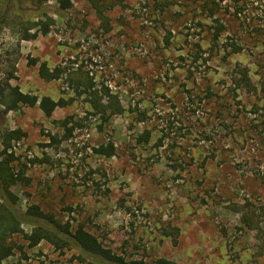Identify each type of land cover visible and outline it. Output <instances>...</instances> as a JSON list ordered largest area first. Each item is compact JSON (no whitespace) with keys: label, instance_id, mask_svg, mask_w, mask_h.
Instances as JSON below:
<instances>
[{"label":"rangeland","instance_id":"obj_1","mask_svg":"<svg viewBox=\"0 0 264 264\" xmlns=\"http://www.w3.org/2000/svg\"><path fill=\"white\" fill-rule=\"evenodd\" d=\"M115 1L107 27L85 0L66 11L50 1L48 34L22 39L17 9L31 16L35 8L0 0V84L12 78L38 99L16 112L0 105V135L25 134L13 143L17 211L37 205L64 229L82 224L126 263L264 264V0L221 3L226 32L216 47L207 0H161L163 12L144 0ZM227 37L243 50L224 59ZM238 64L254 88L233 100ZM80 80L108 88L124 111L100 129L75 94ZM42 98L70 103L46 117ZM68 117L82 126L65 139L59 122ZM106 143L116 150L108 159L94 152ZM13 241L22 251L0 264H90L75 248Z\"/></svg>","mask_w":264,"mask_h":264},{"label":"trees","instance_id":"obj_2","mask_svg":"<svg viewBox=\"0 0 264 264\" xmlns=\"http://www.w3.org/2000/svg\"><path fill=\"white\" fill-rule=\"evenodd\" d=\"M19 2H28L33 8L31 16H25L21 9H17V15L13 20V26L17 28V32L23 34L22 39L28 37L35 38L38 33L47 35L49 27L54 23L53 19L48 16L46 3L55 2L61 11H66L71 7V0H18ZM87 6L93 11L96 18L102 26H108V13L117 5L115 0H85ZM154 4V9L163 12L167 4H161V0H144ZM225 0H207L203 3L202 11L211 21L209 27L210 43L218 46L222 36L226 32V26L219 18V5ZM241 13L238 8L236 14ZM30 31H35L29 34ZM107 31V30H105ZM224 50L226 51L224 59L230 54H237L243 50L241 42L227 37ZM35 64L34 60L30 61ZM54 77L59 78L62 71L54 69ZM49 69L45 64L39 66V75L42 79L49 76ZM232 78H230L229 95L236 100L240 91L247 92L253 89V84L249 77L247 68L239 64L234 66L232 70ZM8 78L3 84H0V105L5 112H16L21 107H34L38 99L30 94H24L17 86H11ZM74 91L77 97L84 98L88 107L87 114L95 118L101 129L107 124L112 116L121 114L124 111L123 106L117 101L115 95L105 87H96L92 83L85 80L76 81ZM212 95V94H210ZM66 100L60 99L52 101L49 98H42L39 101V108L46 117H51L58 107H64L69 104ZM61 129L65 132V139L72 136L75 128H81V124L68 117L59 122ZM71 125V126H69ZM25 134L21 130H5L1 135L0 150V262L5 261L14 254L15 249L22 251L13 239L17 236L28 241L30 248L35 247L40 241L50 244L54 250L63 251L64 249L75 248L79 253L81 262L89 261L90 264H144L143 261H131L126 263L120 256L114 254L110 249L104 247L96 236L88 232L82 224H77L74 230L64 229L60 222L51 214L42 212L37 205L29 206L25 213L21 214L17 211L16 205L18 198L11 191V186L17 180L18 172L14 169L15 161L18 159L13 150V143H17L23 139ZM51 140L56 141L54 136ZM115 146L113 143L101 144L94 149V152L104 158H111L115 155ZM38 161V160H36ZM40 162V161H38ZM23 173V172H22ZM27 184L28 179L24 178ZM65 211L71 212V208ZM30 225L36 229L34 236H29L24 232L22 226ZM176 241H174L175 243ZM154 264H173V262L158 259Z\"/></svg>","mask_w":264,"mask_h":264}]
</instances>
